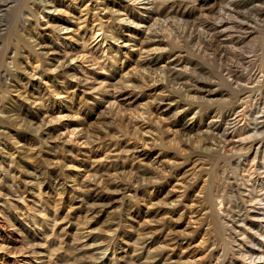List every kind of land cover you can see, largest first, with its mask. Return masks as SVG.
<instances>
[{"label":"rangeland","instance_id":"1","mask_svg":"<svg viewBox=\"0 0 264 264\" xmlns=\"http://www.w3.org/2000/svg\"><path fill=\"white\" fill-rule=\"evenodd\" d=\"M126 1L127 0H110V2L115 5L114 7L121 8H123ZM188 1L189 4L187 5L186 11L184 12V18L187 17L189 20H196L199 18L212 19L213 13L215 14L216 10H218L222 5L226 4V0H197L195 3H193L192 0ZM41 2L44 3V0H41ZM98 2L99 1L97 0H53L52 5L45 7L47 10V12H45V14H47L45 20L48 22L49 28H52L53 32L59 37L56 39V42L60 48H62V51L66 52L69 61H71V63L77 67L78 72H80L85 77H88V82H86L87 90L84 93L87 100L84 99L83 103H79V98L77 97L72 104L73 107L67 110L70 116L68 115V117H66V115L60 119V121L55 120L52 125L58 127L56 128L58 131H64V129L68 130L75 125H77L78 129L80 127L86 126L94 128L93 130L96 131V129L101 130V127L103 126L109 129V137L103 136L106 145L103 143L99 144L97 142H93L90 146L88 143L86 144L83 138L79 135H73V140H71L73 143L68 144V142H65L63 146L59 144L61 141H55L54 138L51 139L52 141L48 139V145L46 144L43 146L40 145L36 139L32 140V145H39L41 156H33L34 158L32 157V159L31 157H27L29 158L27 160L25 159L26 156H24L25 160L22 159V161L18 164L20 171L16 172V175L20 174V176L16 181L19 185V188L13 193V196L8 199L10 202L6 200L10 204L6 201L4 202L5 196H2V190L4 191L5 189L3 186L6 183L8 184V181L10 182V180H8L6 176H3L4 185H2L0 182V195L2 196H0V264H34V262L38 260L40 262L43 261L46 264H55V262L56 264H76L78 260H81L79 258H82V256V259H86L83 261L85 262L84 264H88L90 257L92 256L91 252H94L92 253L93 255H100L101 251L99 250L100 248H95L97 247L96 245L90 244L94 240L88 239V237H86V233H105L107 229H112L115 227L117 228V232L113 237L112 246H110L112 250L109 248L106 251L102 262L101 259L92 264H126V261L127 264H129L131 260H134L135 263L141 262L143 264H147L145 263V254L147 251L146 248H148L149 245L151 246H149L148 249L149 251L151 249V253L153 254L159 249L162 251L160 258H155L158 259V261L153 262V264H180L178 262L180 258L181 260H183L182 258H192V260H190L191 262H194V260L201 261L200 264H208V261L209 264H221V262L222 264H229V261H232L231 264H264V166L258 168L260 163L259 160L261 159H258L259 155L257 146L260 148L261 144L259 140L257 142L258 137H256L257 135H255L253 132V120L258 115L257 110L259 108V103L257 102V99H255V94H257V92H251V95H249L250 92L243 95L245 99H241L237 107L238 111L241 112L242 115H239L235 119L232 118V121L229 120L227 125H225V127L228 126L226 128L227 132L225 133L226 142L228 143L225 142L226 144L224 145L221 143L222 146L221 144L219 146L222 147L221 151L223 152L228 149V152L226 151V153L229 156L225 159L227 164L225 161L219 163L218 165H216L215 162L209 160H199L201 162L196 161V152L193 149L186 147L181 140L182 137H186V132H184L186 126L196 125L198 122V120L192 117L193 111L196 108H193V111L186 112V110L183 108L186 105L185 101H181L182 103L180 102V104L183 106L179 107L182 108L178 107L176 110L172 107L170 108L167 106V99L171 97V95L172 97L175 95L172 93V90H170L169 87H166L165 89L157 84H151L150 86L141 81V74H147V69H143L145 72L141 70L142 61L147 58L149 59L150 55L145 56V54H142L143 57L141 56V58L136 52V48L139 46V44H137V46H132V40L130 41L127 39L128 36L133 35L132 38L136 39L137 43H139L143 38H145L146 35L148 36L150 34L149 30L147 29V24L151 21L147 22V24L139 26L141 28L137 27L135 34H131V32H128L127 30L116 33L115 29H113L112 32L109 31L108 27L106 28L104 26L100 29L99 18L104 15V10L100 9L101 7ZM90 6L94 7V9L90 8ZM135 14H139L140 17H147V19H150L147 13L141 14L135 12ZM9 17V14L6 15L4 21L8 22L10 19ZM102 20L105 19L103 18ZM168 20L171 21L172 19L169 17ZM155 26L157 28L159 27L158 24ZM173 26H176L175 23ZM131 27H133L132 24ZM259 29H255L256 32L253 31L251 33L249 32L248 34L245 33V38L242 44L247 47V50L256 47L260 48L259 46L264 44V29ZM170 30H172V32L174 31L172 33L173 35L176 34L175 29ZM102 31L104 32L101 33ZM115 33V37L111 38V36H113ZM104 35L106 37H104ZM0 38L1 45L5 38ZM176 40L180 44H183V42L181 40L179 41L178 38ZM255 45L256 47H254ZM248 46H252V48H249ZM38 48L40 49L39 46ZM181 52L183 54L181 53L182 55L179 58L180 60H177V57H174L173 55L174 53L170 52L171 54H165L163 58L160 59L161 61H159V64L166 63V61L169 63L172 62V68L181 70V65L184 64V62L181 61L184 58L186 59L189 54L188 50L183 47L181 48ZM167 55L172 57L167 58ZM199 63L205 68V75L203 74V77L211 81H214L213 79H218L216 73L217 68L215 62L212 59L202 58L201 62L199 61ZM192 64L196 66V69H198L200 66V64L195 65V59L193 63L191 61V65ZM88 71H90V73H87ZM149 72L150 71L148 70V73ZM150 74L151 72L149 75ZM153 74L155 75V73ZM257 76L262 79V72L258 73ZM52 80L57 82L59 85L62 84L61 79L54 78ZM52 80L43 78L41 83L51 85ZM132 83L141 84L143 89L139 90L137 88H133L131 85ZM246 85L251 86V84ZM210 87L215 88L213 89L212 93L204 92L205 94L203 95H205V99H211L210 102L212 101L211 103L213 104H211L210 107L212 108L215 106V104H217V102L220 103L227 101L233 95V91L223 83H211ZM89 88L91 90L94 89L95 91L93 90V92H98V95L103 96V100L101 99L96 103L90 99L89 97L91 91H88ZM169 91L171 92L170 94ZM225 93L226 95H224ZM45 94L46 93H42L44 98L47 96H45ZM61 95L62 93L60 96L57 95V98H61ZM6 96L2 98L1 102H6V104H8L7 99H9L10 95L7 94ZM161 98H163L162 101L160 100ZM216 98H220L222 100L217 99L216 101ZM46 103L47 105L51 106L50 99H48ZM107 105H109V107ZM44 107L43 109L41 108V111L44 114L51 113V116L57 115L58 110L55 108L56 106L47 108ZM75 110L78 112L77 116L74 114L76 113ZM142 110H146L150 115L148 117H144V119L140 118L141 116H138L135 118V120H133L134 117L137 116ZM108 111L115 114L117 113V115L122 117L132 115L133 123L136 122L135 124L137 127L136 136L135 134L130 135L131 132L133 133V131L130 132V130H132L131 125H129L128 128V126L125 127L122 123L115 121V123H112L110 127L109 116H107V113L110 112ZM213 112L214 109L212 113ZM71 114H74L73 117ZM209 120L210 116L205 117L201 121L202 128H205V125L208 124ZM71 121H73V124L70 125L69 128H65L64 124H68ZM58 122H62L63 128L57 126ZM113 124H115L114 127H116V129H118L121 125L123 126H121L122 128H119L118 132H115V134H119L117 137L115 134H113ZM8 129L10 130L9 127L6 128L3 125H0V132H2V130L7 131ZM100 130L96 132L104 135V132L101 131L103 133L102 134ZM141 131L143 134H139ZM125 132V135L120 134ZM144 132L146 134H144ZM194 132H190L193 138ZM4 134L5 136L3 133H0V159L4 160L2 164L6 168L8 165L5 161H8V155H10L9 153L14 151V149L10 146H18L20 144L18 146V148H20L23 142L26 143L27 141H30V134L11 133L12 136H10V133ZM142 135L150 138L148 139L149 141H144ZM209 135H211V133H209ZM3 138H5V140ZM18 139L20 140L18 142L19 144L14 142ZM4 141L9 143V148L3 149ZM250 142L253 144L249 150L238 152L233 154V156L230 155L232 151L231 147L233 145L235 146L234 148L237 149L241 145H247ZM14 143L15 145H13ZM56 143L58 145H56ZM59 145L61 147H59ZM9 150L11 151L9 152ZM23 152L24 151L21 153ZM14 154V156H17L19 153L15 150ZM58 159L61 160H59V163ZM261 161L264 162V159ZM223 163L225 164V168H223L224 170L220 166ZM42 164L44 166H42ZM56 165H60V169ZM46 166L49 168H55L52 173H43V168ZM212 167H214V169ZM16 169H14V172ZM115 169L117 170L115 171ZM142 169H147L152 173L150 176H152V179L154 180H152L151 184L147 183L146 186L144 181H142L140 185L136 186V190L132 188L127 190L121 185L119 188L123 190L121 191L119 189V191L116 190V192L115 190H97L98 192H96L94 191L96 189H91L89 193H87L89 196V200L87 202H83L80 196L76 197V195L69 199L68 193H65L61 198L60 194L58 193V189L60 188L58 186L60 185L54 183L55 177L58 176L61 181L62 179L65 181L64 183L68 187L73 185L72 178L67 177L68 174L75 175L76 178L81 180L85 175H87L88 172L90 173L94 170H98L99 173H101V171L103 172V178L107 179L109 182L114 183L115 181L116 184H122L124 182L125 176H127L128 173L133 177L134 175L138 174V172L140 173ZM31 172L33 173L29 174ZM2 174L4 175V172H0V175ZM217 174H219V176ZM24 178L25 183L22 181ZM30 179H34L35 181L32 180V182L36 184L30 182ZM209 180L210 182H207ZM223 181V184H233V188L236 190H234V193H238L237 196L239 199L237 198V200L240 202L239 210L237 208L236 211H232L227 215L221 214L222 209L230 207L232 202L229 201L222 203L220 197H206L211 189L215 188L214 185H216V183ZM38 184L41 185L40 190L37 189L39 186ZM33 185L36 187L35 189ZM253 185L256 186V189L251 190ZM31 188L33 189L31 190ZM108 191H111V193ZM250 193L252 196H256L257 200L253 199L256 203L253 200H249L251 196ZM204 197L206 198L204 199ZM199 199H202L203 202ZM2 201L3 204H6L5 206H3ZM55 202H57V205ZM91 203H96L93 209L89 208ZM85 205L89 209H87ZM2 206L3 208H1ZM55 207L57 208L55 209ZM248 213L251 215L255 214V216L250 215L247 217L246 214ZM218 214L225 215L224 220L227 222H225L226 232L224 231L222 233L220 231V226L216 225L219 222L215 220ZM40 215L42 216L40 217ZM79 215L81 218H79ZM87 218H89V221ZM85 219L87 221H84ZM250 219L253 221V223H249ZM82 221H84L85 224L82 223ZM258 221L261 223H258ZM53 222H56V224ZM108 224H110L111 228H108ZM244 226L249 229L248 232L250 234L253 233L254 241L250 242L249 237L245 238L244 242H241V231ZM261 232L262 234L260 235ZM142 233L144 236L152 235L153 241L149 243L148 246L144 247L140 253V248H138L140 241L138 237L141 235V237H143ZM42 234H44V236ZM47 234H49V236ZM83 235L84 237H82ZM222 236H229V240H223ZM75 238H79L78 240L80 242ZM135 239L137 242L133 243L135 242ZM58 240L61 241L59 242ZM78 242L81 244L78 245ZM222 242H227V244ZM54 246H58L59 248L57 247V249L59 250L57 251ZM76 246L78 248L75 249L74 247ZM248 246H252V248L256 251L255 254L253 253L252 257H255L254 260H251V256H249V254H244L241 252V248L245 249V247ZM132 247H136L138 252H136V250L135 252L132 251L134 249ZM45 252L48 254V256ZM51 253H53V255H51ZM49 256H52L50 257L51 262H49ZM36 257L39 259L35 261ZM177 258L179 259L178 261ZM62 260L64 261L62 262Z\"/></svg>","mask_w":264,"mask_h":264},{"label":"bare ground","instance_id":"2","mask_svg":"<svg viewBox=\"0 0 264 264\" xmlns=\"http://www.w3.org/2000/svg\"><path fill=\"white\" fill-rule=\"evenodd\" d=\"M52 1L53 0H44V3H42L41 0H0V37L5 38V40L3 39L4 41L0 45V125H3L6 128L7 127L10 128V130L9 129L7 131L2 130V132H0V133L1 134L3 133L4 136H5L4 133H10V136H12L11 133H28V134H30V137H29L30 141H27L26 143L23 142L21 144L20 148H18V146L20 145L18 143L20 141L19 139L14 141L15 143L17 142L19 144L18 146H10L11 148L14 149V151L15 150L18 151L19 154H17V156H14L15 155L14 151L9 150V152L10 151L11 152L9 153L10 155H8L9 156L8 161H5V162H7V165H8L6 168L2 164V162L4 160L0 159V172H4V175L3 174L0 175V182L2 183V185H4L3 176H6L8 178V180H10V182L8 181V184L5 182L6 184L3 186L5 188L4 191L2 190V196L3 197L5 196L4 202L6 200L10 199V197L13 196V193L15 191H17L19 188V185H18L16 180L18 179L20 174L16 175V172L20 171L19 170L20 167L18 168V164L22 161V159H24V156H26V158H25L26 160L29 159L27 157H31V159H32L33 156H35V157L41 156L40 151H39V145H36V144L32 145L33 144L32 140L36 139L39 142V144L43 146V145L47 144L48 139L51 140L52 138H54L55 141L56 140L58 142L61 141V143H59V144L61 146H63V144L65 142H68V144L73 143V142H71V140H73V138H72L73 135H79L80 137L83 138V140H84V142H86V144L87 143L89 144V146L93 142L94 143L97 142L99 144L103 143L104 145H106V142H104L105 140H104L103 136H108L109 129H107V127L102 126L101 130L98 129V130H100V132L101 131L104 132V135H101L99 132L98 133L96 132V131H98L97 129H96V131H94L93 130L94 128H90V127H86V126L80 127L78 129L77 125H75L74 127L69 128V126L73 124V121L69 122L68 124L67 123L64 124L65 128L66 127L69 128L68 130L64 129V131H60V130L58 131L56 129L58 127H55L52 125V123L55 120L60 121V119H62L66 115H67L66 117H68L69 114H68L67 110L73 107L72 104L77 97L79 98L78 102L83 103L84 99H86L84 93L87 90L86 82H88L87 81L88 77H85L80 72H78L77 67L73 63H71V61H69L66 52L62 51V48H60V46L56 42V39L59 37L53 32L52 28H49L48 22L45 20V17L47 16V14H45V12H47L45 7L52 5ZM64 1H68V0H64ZM97 1H99L98 3L100 4V7H101L100 9L104 10V15L99 18L100 19V21H99L100 29L104 26L106 28L108 27L109 31H112V32H113V29H115L116 33H120L124 30H127L128 32H131V34H135L137 31V27H139L143 24H147V22L151 21L150 23L147 24V29L149 30V33L151 35L148 33L149 35L148 36L146 35L145 38H143V36H142L143 39L139 43H137L136 39L132 38L133 35L132 36L130 35L127 37L128 40H130V41L132 40V43H131L132 46H134V45L137 46V44H139V46L136 48L137 49L136 50L137 55H139L140 57L141 56L143 57L142 54H145V56L150 55L149 59L147 57H145L147 59H144L142 61L141 70L147 69V72H146L147 74L144 75L142 73L141 74L142 80L141 79L140 80L143 81L146 85H150V86H151V84H153V85L157 84V85H159L165 89H166V87H169L175 96L172 97V95H171V97H169L167 99L168 100V102H167L168 107H170V108L172 107L176 110L179 106H183L182 104H180V102L185 101L186 105L183 108H184V110H186V112L193 111L192 109L196 108L193 111L192 117H194L196 120H198L197 124L186 126V128L184 129V132H186V137L181 136L182 137L181 138L182 143H184V145L186 147L191 148L196 152L195 153L197 155L196 156L197 158L195 159L196 161H199V160H201V161L207 160L208 161L209 160V161L215 162L216 165L225 161V159L229 156L226 153V151L228 149L227 150L225 149L226 151H224V152L221 151L222 144L224 145V144L228 143V142H226V137H225L226 136L225 133L227 132L226 128L228 126L225 127V125H227L228 121L231 120L232 118L235 119L239 115H242V113L238 111L237 107H238V103H240L239 101L244 98L243 95H245L246 93H249V92H250L249 95H251V92L254 93L255 91L257 92V94H255V99H257V102L259 103V108L257 110L258 115L253 120V132L255 133V135H257L256 137H258L257 142L259 140V142L261 144L260 148H258V146H257V151H258V155H259L258 159L259 158L261 160L264 159V44H261L262 46H259L260 48H257L256 47L257 44H256L254 46L256 48H253L250 50L249 49L247 50L246 49L247 47L242 44L243 40L245 38V33H247V34L249 32L251 33L253 31H255V29L257 30L259 28L264 29V0H226V2H225L226 4L222 5L218 10H216L215 14L213 13L214 16L212 15V17H213L212 19L197 17L199 19H196V20H189V18H187V17L184 18V12L186 11L187 5L189 4L188 0H127L124 4L123 8L114 7L115 5H113L110 2V0H97ZM117 1H119V0H117ZM192 1H193V3H195L197 0H192ZM119 3H121V2H119ZM90 8L94 9V7H92V6H90ZM135 12H138L141 14L147 13V15L150 17V19H147V17H140L139 14H135ZM8 14L10 15V17H9L10 19L8 22H5L4 18ZM169 17L173 21L172 20L169 21L168 20ZM206 17H208V16H206ZM103 18L105 20H102ZM161 18H162V20H161ZM159 23H160V25H159ZM174 23L176 26H173ZM131 24L133 27H131ZM156 24H158V26H159L158 28L155 26ZM139 28H141V27H139ZM170 29H175V31H176L175 35L177 36L179 41L181 40L183 42V44H180L176 40L177 39L176 36L172 34L174 31L172 32V30H170ZM103 32L104 31H102L101 33H103ZM116 33L113 36H111V38H114ZM104 37H106V36L104 35ZM136 38H137V36H136ZM117 39H118V37H117ZM38 46L40 47V49L38 48ZM182 47L186 48L188 50L189 54H188V57L186 59L184 58L181 61V62H184V64L182 63L183 65H181V68H182V69L180 68L181 70H176V69L172 68L173 67L172 62L169 63L168 61H166V63L159 64V61H161L160 59L163 58V56L165 54H171L170 52H173L174 57L176 56L177 60H180L179 58L183 54L181 52ZM249 48H252V46ZM50 53H52V54H50ZM71 57H73V56H71ZM137 57H136V59H137ZM169 57H172V56L167 55V58H169ZM202 58L203 59L204 58L212 59L215 62V65L217 68L216 73H217L218 79H213L214 81H211V80L203 77V74L205 73V68L203 65H201L199 63V61L201 62ZM194 59L196 60L195 65L200 64L198 69H196L195 68L196 66H194L193 64L191 65V61L193 63ZM137 64H138V62H137ZM192 66H194V67H192ZM145 70H143V71L145 72ZM148 70L151 72L150 75H149L150 72L148 73ZM261 72L263 74L262 79L257 76L258 73H261ZM87 73H90V71H88ZM153 73H155V75ZM43 78L51 79V80L54 78L55 79H61L62 84L59 85L54 80L51 81V85L50 84L49 85L42 84L41 82H42ZM137 80H138V78H137ZM135 82H137V81H135ZM215 82L223 83L224 85L228 86L229 89L233 91L232 92L233 95L227 101H223L220 103L217 102V104H215V106L212 108V107H210V105L213 104V103H211L212 101L210 102L211 99H209V98L205 99L204 98L205 95H203V94H205L204 92L212 93L213 89H215V88H211L210 84L215 83ZM246 84H251V86H249V85L247 86ZM131 85L133 88H137L139 90L143 89V87L139 83H132ZM97 88H100V87H97ZM169 88H168V90H169ZM89 89H88V91H91L90 97H89L90 99H92L96 103L101 99L103 100V96L98 95L99 94L98 92H93L94 89L93 90H91V89L89 90ZM96 91H97V89H96ZM98 91H99V89H98ZM225 91H227V90H225ZM42 93L43 94L46 93L45 96L47 95L46 96L47 99L42 96ZM61 93H62V95H61L62 97L57 98V95L60 96ZM104 93H106V92H104ZM170 93L171 92L169 91V94ZM222 93H224V92H222ZM7 94L10 95L9 99H7L8 104H6V102L5 103L1 102L2 98L5 97ZM224 95H226V93ZM165 96H166V94H165ZM210 97H212V96H210ZM6 98H7V96H6ZM48 99L51 100V106L47 105V103H46V101ZM155 99H157V98H155ZM162 99L163 98H161L160 100L162 101ZM212 99H214V98H212ZM217 99L218 98H216V101H217ZM220 100H222V99H220ZM203 102H206V103H203ZM60 104H62V105H60ZM44 106L46 108L56 106L55 108L58 110L57 115L51 116L52 115L51 113H50L51 115L48 113H47L48 115L44 114L41 111V108L43 109ZM107 106L109 107V105H107ZM179 108H182V107H179ZM103 109H104V107H103ZM213 109H214V112L212 113ZM44 110H46V109H44ZM76 110L79 111L78 109H76ZM77 111H76V113H74L75 116L78 115ZM110 111H108V112H110ZM73 115H72V117H73ZM149 115L150 114L147 113L146 110L145 111L142 110L141 112H139V114L137 116H135L134 119L132 118V115L122 117L120 115H117V113L116 114L112 113V112L107 113V116H109L110 127H111L112 123H115V121L122 123L125 127L128 126V128H129V125H131L132 130H130V132L133 131V133L131 132L130 135L135 134V136H136V132H137L136 131L137 127L135 124L136 122L133 123V120H135V118L138 116H141L140 118L144 119V117H148ZM209 116H210V120L208 121V124L205 123L206 124L205 128H202L201 121L205 117H209ZM72 117H70V118H72ZM80 121H82V120H80ZM114 125L115 124L112 125V128L114 129L113 134H115V132H118L119 128L122 126L121 125L118 129H116V127H114ZM118 125H120V124H118ZM118 125H117V127H118ZM57 126H60L63 128L62 122H58ZM121 131H122V129H121ZM125 131H126V129H125ZM126 132L120 133V134L125 135ZM190 132H194L193 133L194 138ZM209 133H211V135H209ZM111 134H112V131H111ZM116 134H115V136L117 137L119 134H117V135ZM139 134H143L142 131ZM144 134H146V133L144 132ZM65 135H66V137H65ZM5 138H3V139L5 140ZM111 138H110V140H111ZM142 138L144 139V141H147L148 139H150V138L145 137L143 135H142ZM54 139H53V141H54ZM7 140H8V138H7ZM35 141H33V142H35ZM15 143L13 145H15ZM155 143H156V141H155ZM215 144H217V145H215ZM220 144H221V146H219ZM252 144L253 143L250 142L247 145H241L237 149L234 148L235 146L233 145L231 147L232 151H231L230 155L233 156V154H236L238 152H243L245 150L247 151V150H249V148H251ZM56 145H58V144L56 143ZM60 145H59V147H61ZM97 146H99V145H97ZM6 148H9V143L4 141L3 149H6ZM53 148H55V147H53ZM193 150H192V153H193ZM20 151L21 152L24 151V152L21 153ZM20 153H21V155H20ZM240 154H242V153H240ZM56 159H57V156H56ZM44 160H45V158H44ZM46 160H48V159H46ZM59 160L60 159H58V163H59ZM261 160H259L260 163L258 165V168L264 166V162H262ZM62 161H64V160H62ZM201 161H199V162H201ZM36 162H39V161H36ZM207 164H209V163H207ZM226 164H227V162H226ZM200 165H198V166H200ZM42 166H44V165L42 164ZM56 166H58V165H56ZM203 166H204V164H203ZM220 166L222 167V169L225 168L224 163ZM60 167H59V169H60ZM66 167H67V165H66ZM70 167H71V165H70ZM54 168H49L46 166L43 168L42 172L43 173H52ZM212 168L214 169V167H212ZM226 168H228V167H226ZM14 169H16L15 172H14ZM207 169H208V167H207ZM116 170L117 169H115V171ZM56 171H58V170H56ZM39 172H40V170H39ZM224 172H226V171H224ZM32 173L33 172H31L29 174H32ZM124 174H126V173H124ZM151 174L152 173L149 170L142 169V171L140 173L138 172V174L134 175L133 177H132V175L130 176L128 173L127 176H125L124 182L122 184H116L115 181H114V183H111L107 179L103 178V172L102 171H101V173H99L98 170H94L93 172H90V173L88 172L87 175H85L84 178H82L81 180L76 178L75 175L68 174L67 177H71L72 181H73V185L68 186V187L65 185V183H64L65 181H63V179L61 181L58 178V176L55 177L54 183L60 185V186H58V187H60L58 189L59 190L58 193L60 194L61 198L65 193H68L69 199H71L72 196L76 195V197L80 196V198L83 202H87L89 200L88 199L89 196L87 193H89V191L91 189H96V190H94L96 192H98L97 190H99V191L100 190L101 191L102 190H104V191L105 190H115V192H116V190L119 191V189H120L119 186L122 185V187L127 189V190H129L130 188L136 190V186L140 185L142 183V181H144L146 186H147V183L151 184L152 180H154V179H152V176H150ZM195 174H196V172H195ZM217 175L219 176V174H217ZM35 176H37V175H35ZM61 176H62V174H61ZM221 178H223V177H221ZM224 179H226V178H224ZM5 180H6V178H5ZM32 180H34V179H32ZM32 180L30 179L29 181L32 182ZM214 180H217V179H214ZM22 181H23V183H25V178H24V180L22 179ZM37 182H39V181H37ZM207 182H210V180ZM32 183H34V182H32ZM211 183H212V181H211ZM213 183H214V181H213ZM223 183H224V181L216 183V185H214L215 188L211 189V191L209 190L210 192L208 191L209 193L206 197H210V198L211 197H218V198L220 197L222 203L223 202H229V201L232 202L230 207H226V208L222 209L221 214L227 215V214H230L232 211H236L237 208L239 210V207H240L239 203L240 202H238V200H237V198L239 199V197L237 196L238 193L237 194L234 193L235 189L233 188V184H231V183L227 184L226 183L227 184L226 185ZM34 184H36V183H34ZM38 185L39 186L37 189L40 190L41 185L40 184H38ZM182 185H184V184H182ZM210 186H211V184H210ZM51 187H53V186H51ZM235 187H237V186H235ZM35 188L36 187L34 186V189ZM186 188H187V186H186ZM32 189L33 188H31V190ZM252 189L253 190L256 189V186L253 185L251 187V190ZM120 190L122 191L123 189H120ZM205 190H206V188H205ZM108 192L111 193V191H108ZM249 192H251V191H249ZM17 193H16V196H17ZM55 194H56V192H55ZM59 194H58V196H59ZM122 196H123V194H122ZM251 196H252V194H251ZM251 196H250L249 200H253V199L255 200L256 199V196H252V197ZM206 197H204V199ZM94 200H96V199H94ZM199 200H202V199H199ZM9 202H7V203H9ZM22 202H23V200H22ZM202 202H203V200H202ZM55 203L57 205V202H55ZM2 204H3V201H2ZM15 204H17V203H15ZM5 205L6 204H3V206H5ZM79 205H80V203H79ZM95 205H96V203H91L90 207L89 206L88 207L90 209H93ZM3 206L1 208H3ZM13 206H14V204H13ZM44 207H46V206H44ZM85 207H86V205H85ZM56 208L57 207H55V209ZM89 208H87V209H89ZM246 211H248V210H246ZM208 212H210V211H208ZM221 214H218L217 217L215 218V220H217V222L219 221L218 224H216V225L220 226V231L223 233L226 230V227H225L226 221L224 220L225 215H221ZM80 215H79V218H81ZM250 215L251 214H249V213L246 214L247 217H249ZM252 215L255 216V214H252ZM41 216L42 215H40V217ZM213 217H215V216H213ZM67 218H68V216H67ZM88 219L89 218H87V220ZM206 219H208V218H206ZM87 220L85 219L84 221H87ZM84 221H82V223L85 224ZM75 222H77V221H75ZM53 223L56 224V222H53ZM249 223H253V221L250 219ZM258 223H261V222L258 221ZM108 225H109L108 228H111L110 224H108ZM219 226H218V228H219ZM215 228H217V227H215ZM116 229H117L116 227L112 228V229H107V231L105 233H96V234H87L86 233L87 236L86 235L85 236L88 237V239L94 240L90 244L96 245L97 247H95V248L96 249L100 248L99 250L101 251L100 255L99 254L93 255L92 253H94V252H91L92 256L90 257L88 264H92L94 262H97V260H101V259H102L101 262L103 261V258L105 257L106 251L110 248V246H112L113 237H114V235H116V232H117ZM248 230L249 229L245 226L242 228V231H241L242 241L241 242H244V239L249 238V237H250V242L254 241L253 233L250 234L248 232ZM255 231H257V230H255ZM140 233H138V234H140ZM261 234H262V232L260 233V235ZM42 235L44 236V234H42ZM47 235L49 236V234H47ZM47 235H45V236H47ZM141 236L138 237V239L140 241L139 242L140 245H138V248H140L139 249L140 253L144 247L148 246L149 243H151L153 241L152 235L151 236H148V235L144 236V234H143V237H141ZM184 236H185V234H184ZM82 237H84V235ZM222 237H223V240H225V241L229 240V238H228L229 236L228 237L222 236ZM79 238H75V239L78 240ZM182 238H184V237H182ZM136 239H135V242H133V243L137 242ZM233 240H235V239H233ZM188 241H190V240H188ZM26 242H27V240H26ZM79 242H78V245L81 244ZM222 243H225V242H222ZM225 244H227V242ZM256 244H260V243H256ZM149 246H151V245H149ZM149 246H148V248H149ZM259 246H261V245H259ZM7 247H6V249H7ZM57 247L54 246V248H56V250L58 251L59 249H57ZM136 247L135 248L132 247V248H134L132 251L135 252V250L137 249ZM74 248L76 249L78 247L76 246ZM148 248H146L147 251L145 254V259L147 262L145 261V263L153 264V262L158 261V259H155V258H160L162 251L160 249L158 251H156V248H155L156 252L153 254V253H151V249L149 251ZM171 248H174V247H171ZM30 250H32V249H30ZM36 251H37V249H36ZM144 251H145V249H144ZM33 252H35V251H33ZM136 252H138V250H136ZM241 252L244 254H249V256H251V260H254L255 257L254 258H252V257H253V253L255 254L256 251H255V249L252 248V246L245 247V249L241 248ZM25 254H23V255H25ZM51 255H53V253H51ZM47 256H48V254H47ZM79 256H80V254H79ZM79 256H77V257H79ZM50 257H52V256H49V262H51ZM71 257H72V255H71ZM86 257H87V254H86ZM25 258H27V257H25ZM82 258H83V256H82ZM82 258H79L81 260H78V262H76L77 261L76 260L75 261L76 264H84L85 262H83V261H85L86 259H82ZM185 258H188V257H185ZM38 259L36 257L35 261ZM182 259L183 260H181V258H180V260H179L177 258V261L179 260L178 262L180 264H194L195 262H196L195 264L201 263V261H195V260H194V262L193 261L191 262L190 260H192V258L191 259L182 258ZM193 259H194V257H193ZM64 260H62V262ZM87 260H88V258H87ZM143 261H144V259H143ZM231 263H232V261H229V264H231ZM34 264H46V263L43 261L40 262L38 260V261L34 262ZM55 264H56V262H55ZM126 264H127V261H126ZM129 264H143V263H141V262L135 263L134 260H131V262H129ZM161 264H163V263H161ZM208 264H209V261H208ZM221 264H222V262H221Z\"/></svg>","mask_w":264,"mask_h":264}]
</instances>
